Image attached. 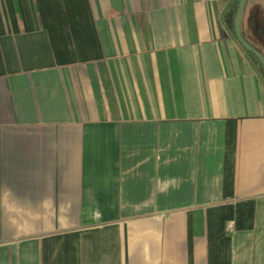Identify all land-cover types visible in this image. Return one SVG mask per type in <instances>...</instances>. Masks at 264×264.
Returning a JSON list of instances; mask_svg holds the SVG:
<instances>
[{
  "label": "crops",
  "instance_id": "1",
  "mask_svg": "<svg viewBox=\"0 0 264 264\" xmlns=\"http://www.w3.org/2000/svg\"><path fill=\"white\" fill-rule=\"evenodd\" d=\"M232 2L0 0V264H264V79ZM262 24L250 0L264 55Z\"/></svg>",
  "mask_w": 264,
  "mask_h": 264
},
{
  "label": "water",
  "instance_id": "2",
  "mask_svg": "<svg viewBox=\"0 0 264 264\" xmlns=\"http://www.w3.org/2000/svg\"><path fill=\"white\" fill-rule=\"evenodd\" d=\"M247 0H239V6L236 12V15L234 16L233 19V28H234V33L236 36L237 41L239 44L249 53L253 54L259 62L262 64L264 67V55L258 51L257 49L253 48L243 37L241 26H242V19L243 15L245 12V7H246ZM230 16V13L229 15ZM228 24H230V21L228 19Z\"/></svg>",
  "mask_w": 264,
  "mask_h": 264
},
{
  "label": "trees",
  "instance_id": "3",
  "mask_svg": "<svg viewBox=\"0 0 264 264\" xmlns=\"http://www.w3.org/2000/svg\"><path fill=\"white\" fill-rule=\"evenodd\" d=\"M249 1L250 0H247V3H246V7H245V12H244V15H243V18L245 17V14H246V11L248 9V5H249ZM238 6H239V0H233V2L231 3V6H230V16H229V21H230V24H229V27L232 31V33L235 35L234 33V28H233V19H234V16L236 15V12H237V9H238ZM241 30H242V26H241ZM243 34V33H242ZM262 40H264V24H262V26L258 29V34H257ZM244 37V35H243ZM245 38V37H244ZM245 40L255 49H257L253 44H251L246 38ZM241 46V45H240ZM242 47V46H241ZM242 49L245 51V53L249 56V58L252 60V62L255 64V66L257 67L258 71L260 72L262 78L264 79V67L262 66V64L259 62V60L251 53H249L248 51H246L243 47ZM258 50V49H257ZM259 51V50H258Z\"/></svg>",
  "mask_w": 264,
  "mask_h": 264
},
{
  "label": "built area",
  "instance_id": "4",
  "mask_svg": "<svg viewBox=\"0 0 264 264\" xmlns=\"http://www.w3.org/2000/svg\"><path fill=\"white\" fill-rule=\"evenodd\" d=\"M228 229L233 230V229H234V224H233V223H230V224L228 225Z\"/></svg>",
  "mask_w": 264,
  "mask_h": 264
},
{
  "label": "rangeland",
  "instance_id": "5",
  "mask_svg": "<svg viewBox=\"0 0 264 264\" xmlns=\"http://www.w3.org/2000/svg\"><path fill=\"white\" fill-rule=\"evenodd\" d=\"M264 1V0H263Z\"/></svg>",
  "mask_w": 264,
  "mask_h": 264
}]
</instances>
